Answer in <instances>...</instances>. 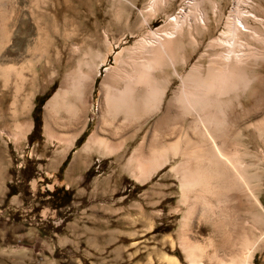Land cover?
<instances>
[{
  "label": "rangeland",
  "instance_id": "374dc122",
  "mask_svg": "<svg viewBox=\"0 0 264 264\" xmlns=\"http://www.w3.org/2000/svg\"><path fill=\"white\" fill-rule=\"evenodd\" d=\"M158 1L0 0V264H170L166 258L189 264L180 244L186 208L170 167L143 180L128 165L141 142L151 140L159 114L140 128L125 123L122 115L107 122L101 117L103 83L112 80L122 89V76L138 60L132 56L140 51V39L150 31L170 32L168 18L180 19V8L189 9L186 0H173L148 15ZM251 1L257 7L243 12L264 20V0ZM197 2L211 14L207 0ZM221 5L227 17L230 0ZM196 9L189 10L196 14ZM225 17L210 18L208 33L185 32L174 46L179 58H188V67L207 42L227 32ZM258 26L264 40V22ZM253 46L260 50L262 43ZM177 68L183 71L181 62ZM156 77L171 80L167 103L179 81L166 65ZM72 81H92L84 115L49 114L51 101ZM251 102H244L250 113ZM228 110L232 144L240 147L246 165L255 163L258 175L263 172L259 198L264 208V143L245 129L262 112L244 118L235 105ZM94 133L112 142L126 140L125 146L115 153L86 149ZM194 216L186 235L197 234L194 239L198 236L206 255L201 264L229 263L240 252L239 246H224L226 233L234 231L258 241L251 264H264V209L253 210L242 201L239 207L221 204L213 214Z\"/></svg>",
  "mask_w": 264,
  "mask_h": 264
},
{
  "label": "bare ground",
  "instance_id": "6f19581e",
  "mask_svg": "<svg viewBox=\"0 0 264 264\" xmlns=\"http://www.w3.org/2000/svg\"><path fill=\"white\" fill-rule=\"evenodd\" d=\"M172 1L160 0L158 4H152L147 14L151 16L159 9L168 8ZM207 1L211 6V14L198 8L197 0L183 1L189 9L197 7V13L193 14V10L181 7L180 19L177 16L168 18L170 32L150 31L147 38L140 39V51L135 57L132 56L138 60L132 61L130 70L122 76L123 88H117L112 80H106L101 88L104 103L101 117L104 121L122 115L125 123L132 122L140 128L151 117L159 114L151 140L147 143L145 138L141 142L132 153L128 165L135 177L143 180L166 166L170 167L179 182L181 203L186 208L180 244L189 264H201V259L206 256L197 244L198 236L197 242L194 239L197 234L194 232L195 235L190 237L192 239L186 235L193 230L190 225L192 215L202 218L213 214L221 204L231 203L239 207L242 201L253 210L258 207L264 209L259 198L263 172L258 175L255 163L246 165L240 147L232 144L233 123L228 110L235 105L244 118L262 112L261 118L245 129L258 136L263 145L264 40H261L257 26L264 20L253 12H243L244 7H257L251 0H230L231 8L227 17L224 16L221 0ZM222 17H225L227 32L207 42L205 52L188 67V58H179L174 46L181 44L185 32L190 35L192 30L196 34L197 31L208 33L210 18L218 22ZM144 24L148 25L146 18ZM260 41L262 48L257 50L253 45ZM179 62L183 68L181 72L177 68ZM164 65L179 81L178 88L173 92L174 97L169 98L171 100L167 103L164 100L171 80L161 81L156 77V71ZM80 82L72 81L62 87L48 106L49 114L64 111L72 119L84 115L92 81ZM261 84L263 87H260ZM246 101H252L251 113L245 110ZM188 120H191L190 124L183 128ZM177 129V138L170 141L169 137ZM238 134L241 135V131ZM125 143L126 140L112 142L94 133L86 149L98 148L115 153L124 148ZM260 155H264V150ZM175 159L179 162L171 166L170 163L175 162ZM243 233H226L224 246H239L241 253L234 252L229 263L225 261L219 264H251L258 241L250 240ZM166 259L170 264H176L175 259Z\"/></svg>",
  "mask_w": 264,
  "mask_h": 264
},
{
  "label": "trees",
  "instance_id": "16d2710c",
  "mask_svg": "<svg viewBox=\"0 0 264 264\" xmlns=\"http://www.w3.org/2000/svg\"><path fill=\"white\" fill-rule=\"evenodd\" d=\"M34 119H35V120H36V122L38 123V121H39V120H38L37 118H34Z\"/></svg>",
  "mask_w": 264,
  "mask_h": 264
}]
</instances>
